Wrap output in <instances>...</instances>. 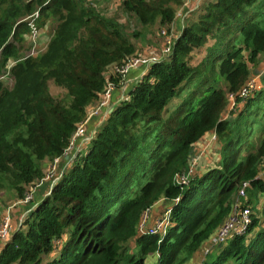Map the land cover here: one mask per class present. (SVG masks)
Segmentation results:
<instances>
[{"label": "trees", "instance_id": "obj_1", "mask_svg": "<svg viewBox=\"0 0 264 264\" xmlns=\"http://www.w3.org/2000/svg\"><path fill=\"white\" fill-rule=\"evenodd\" d=\"M182 2L123 0L121 8L140 26L158 20L170 27ZM22 7L8 8L0 45L8 28L10 47L28 29L25 21L15 25L18 18L37 11L57 21L46 50L17 63L12 92L0 95V189L17 199L42 178L44 162L56 170L88 106L106 87L123 86L136 51L130 37L140 35L90 0ZM171 42L168 58L129 84L85 149L9 233L0 264H148L156 254L152 264H181L227 217L243 183L257 202L264 190L255 165L264 153V71L255 91L240 92L264 54V0L208 1L189 13ZM196 48L205 53L191 66L188 55ZM49 82L63 95L53 96ZM256 125L262 137L255 154L245 153ZM210 133L219 139L218 163L188 174L193 146ZM159 200L167 202L166 226L139 234L144 214ZM259 212L263 217L252 212L244 232L214 246L201 264H264V203Z\"/></svg>", "mask_w": 264, "mask_h": 264}, {"label": "rangeland", "instance_id": "obj_2", "mask_svg": "<svg viewBox=\"0 0 264 264\" xmlns=\"http://www.w3.org/2000/svg\"><path fill=\"white\" fill-rule=\"evenodd\" d=\"M16 1L0 0V23L3 21H7L9 23L8 8L16 7L20 9L22 6L24 7L25 3L34 0ZM90 1L101 14L110 18H117L119 22H121L126 28H128V30L132 31L136 29L140 33V35L135 38L130 37L136 47V51L135 55L131 57L132 59L129 62V64H132L134 67H131V69L128 70L127 73H124V77L126 78L127 74L133 70L138 69L146 71V68L149 67V65L156 63V60L167 59L168 53L164 51L166 49V39L169 38L170 40H173V38H175V35L178 34L181 27L185 24V19L187 18L190 12L202 7L205 3H208V1L212 2L213 0H183L182 4L176 7L175 9V20L174 23L170 25V27L161 25L158 20H156L155 23L151 25L140 26L136 19L126 15L122 11L121 5L123 0ZM4 14L5 17H3ZM22 21L27 22L28 29L23 30L19 40L15 42V45H11V47L10 45H8L10 44V42H12L11 35H9V28L6 32L5 39L3 40L4 42L0 45V95L4 91L12 92V89L14 88L16 82L14 79L13 69L15 68L17 63L27 58H36V56L40 55L46 50L47 45L50 42V37L53 34L57 20L53 17V15L50 14L39 16V13H37L36 11L32 15L26 16L25 18H18L16 20L15 25ZM212 42H214V40H211L207 44L210 45ZM10 48H15L14 53L10 54ZM204 53L205 52L203 48H196L188 55L191 58L189 64L191 66H195L196 63L200 62ZM255 67H250V69L252 70V76L250 80L256 82L255 88L253 89L254 91L259 87L258 81L259 78L263 75L262 73L264 71V54L261 56V61ZM112 71L113 67L107 70V74ZM109 88L110 86L106 87L104 92L99 95V100L93 103L92 105L88 106L87 108L86 121L82 123V138L85 139V141L87 142L80 144L82 146V150L85 149L86 144L89 143L92 137L94 136V132L91 129L93 127H97L103 120H105L106 115L110 113L113 110L114 105L121 100L119 98L120 95L115 97L116 90H111V94L115 98L114 100H112L111 97H107V92L109 91ZM49 90V92L55 97L62 96L64 93L61 87L55 86L54 84H52V82H49ZM261 98L262 100H264V96H262ZM232 100L234 99L232 98ZM242 105L243 103L239 102L236 107H240ZM224 116H226V118H230V115L228 114H225ZM257 126L258 125L252 128L253 135L248 139L249 144L245 153L250 152L252 154H255L254 151L257 147L260 138L262 137L260 136L258 138L259 134L257 130L259 128H257ZM209 136L210 135H207L204 138L200 139L199 142L195 144L192 148V160L190 163V168L188 169V173L191 175H198L199 173H202V171L208 166H213L218 163L219 155H217V149L219 146V139H217L216 142L212 143L211 146H205L203 144V140L208 138ZM76 142L78 141H76L75 139V143ZM71 148H74V145H71L70 149ZM72 157L73 153L68 154L66 156L68 160H70ZM43 164L45 165H43L42 178L36 181L33 186L30 187V190L26 193L29 194L31 192L28 201H25L23 199L24 197L17 199L16 194L9 188L0 189V227L1 224L7 219L9 220L8 223L11 226V231L18 229L21 223H23L24 217H27L30 212L34 209V202H36V199H39L41 194H47L48 190H50V188L55 184V181L58 180L54 175L58 173L59 170L65 165V162L63 160H59L56 170L54 172L51 171V166L53 165L52 163L44 162ZM255 165L257 166L256 178H260L261 182L264 184V153L259 155L258 161ZM181 179L182 181H185L183 180V177ZM263 193L264 190L262 193H260L257 202L253 198H250V195L247 193L248 198L246 204L250 206L253 214H258V211L262 208V205L264 203ZM166 207L167 202L163 200H159V202L155 203L154 206H152L146 212V215L143 216L144 218L140 224V231H138V233H145L146 231L150 232L151 228L158 226L160 222H162V220H164L165 217L168 215V212H166L165 210ZM227 217H225L224 220ZM224 220L222 222H224ZM161 226L162 225H160V227ZM214 231L210 234V236L214 233ZM210 236L206 241H204L200 245L199 250L193 252L192 256L188 260L183 261L181 264H201V262L206 256L204 255L203 250L209 244ZM3 241L4 240L1 238L0 248L3 244ZM212 257L213 255L210 252L206 258L208 259ZM157 259V255H152L148 257L147 263H152Z\"/></svg>", "mask_w": 264, "mask_h": 264}, {"label": "built area", "instance_id": "obj_3", "mask_svg": "<svg viewBox=\"0 0 264 264\" xmlns=\"http://www.w3.org/2000/svg\"><path fill=\"white\" fill-rule=\"evenodd\" d=\"M171 41L172 40H170L169 38L166 39V49L164 50L166 53L169 52V48L171 46ZM131 67H134V66L132 64L127 65L124 72ZM255 84H256L255 81L250 80L247 84V87L242 89L240 94L243 96H246L250 90L252 91L255 88ZM110 91H111V87L109 88V91L107 92V97H110ZM80 130H82V128H79L77 133H79ZM81 132H83V130ZM208 135H210V136L203 140V144L205 146H211L212 143L216 142V136L213 133H210ZM77 153H78V151L73 155V157L76 156ZM191 160H192V158H191ZM190 163H191V161H190ZM189 168H190V164H189ZM51 171H52V169H51ZM181 178L182 177L178 178L179 181L185 182V181H182ZM185 179H186V176H183V180H185ZM247 186H248V183H243L239 187L238 198L231 205L230 211L228 213L229 214L228 217L224 220V222H222L220 224V226L210 236V239H209L210 245L215 246V245H218L221 242L225 241L227 238H229L233 235H240V233H243L244 230L246 229V227L251 223V219H252V215H253L252 210L249 206L244 205L242 203V200L245 196L244 191H245ZM30 193L26 194V196L23 198L25 201H28V199L30 198ZM144 215H146V213ZM166 217L164 220H162V222H160V224L158 226L151 228L150 233H156V232L160 231L161 229H163L167 224ZM8 222H9V220L6 219L1 224L0 239L2 238L3 240H5L11 231V226ZM160 225H162V226L160 227Z\"/></svg>", "mask_w": 264, "mask_h": 264}, {"label": "crops", "instance_id": "obj_4", "mask_svg": "<svg viewBox=\"0 0 264 264\" xmlns=\"http://www.w3.org/2000/svg\"><path fill=\"white\" fill-rule=\"evenodd\" d=\"M145 72V70H138V69H136V70H133V71H131V72H129L128 74H127V76H126V78H125V82H124V84H123V86L122 87H120V88H117V89H111V90H116L115 91V94H116V96L115 97H117L118 95H120L119 96V98L121 99L122 97H123V93L125 92V90H127L128 89V87H129V84L130 83H132V82H135L136 81V79H138V77H140L143 73ZM110 97H111V99L112 100H114L115 98L113 97V95L111 94V91H110ZM113 97V98H112ZM99 126V125H98ZM98 126L97 127H93L91 130H93V132L95 133L96 132V130H97V128H98ZM79 128H82V124L81 125H79V127H78V129ZM78 129H77V131H76V133L74 134V137H73V141H72V144L71 145H74V148H71L70 149V147L67 149V153H65L64 154V156L62 157V160L65 162V165H66V163L68 162V161H70V160H68L67 158H66V156L68 155V154H71V153H73V155L78 151V150H82L81 149V145L80 144H83V143H85V142H87V141H85V139H83L82 138V134H83V132H81L82 130H80L79 131V133H77L78 132ZM90 130V131H91ZM89 131V132H90ZM214 134V133H213ZM215 135V134H214ZM78 136H79V138H78ZM216 136V135H215ZM75 139H76V141H78V142H76L75 143ZM79 139V140H78ZM216 140H217V136H216ZM82 142V143H81ZM64 165V166H65ZM63 166V167H64ZM257 177V176H256ZM249 184V183H248ZM249 186V185H248ZM248 186L246 187V189H245V191H244V194H245V196H244V198H243V200H242V203L244 204V205H247L246 204V201H247V198H248V194L246 193V191H247V188H248ZM239 190V189H238ZM48 192H49V190H48ZM48 192H47V194H48ZM44 195H46V194H44ZM43 194H41L40 195V197H42V196H44ZM39 197V198H40ZM237 198H238V191H237V196H236V198L233 200V202H232V204L237 200ZM39 199L37 198L36 199V201H38ZM231 204V205H232ZM35 205V204H34ZM152 206H154V205H152ZM151 206V207H152ZM247 206H249V205H247ZM150 207V208H151ZM250 207V206H249ZM148 211V210H147ZM146 211V212H147ZM260 211V210H259ZM258 211V214H260V212ZM261 216L263 217V214H261ZM138 231H140V229L138 230ZM159 232V231H158ZM155 234V233H154ZM5 241V240H4ZM3 241V242H4ZM3 245V244H2ZM216 246V245H215ZM213 245H210V244H208L207 245V247L203 250V252H204V255H206L205 256V258L207 257V254H209L210 252L212 253V249H213ZM1 249V248H0ZM199 250V249H198ZM157 255V254H156ZM204 258V259H205ZM203 259V260H204ZM202 263V262H201ZM152 264V263H151Z\"/></svg>", "mask_w": 264, "mask_h": 264}]
</instances>
